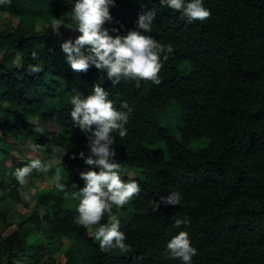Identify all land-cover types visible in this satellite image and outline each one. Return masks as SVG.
<instances>
[{
  "label": "trees",
  "instance_id": "1",
  "mask_svg": "<svg viewBox=\"0 0 264 264\" xmlns=\"http://www.w3.org/2000/svg\"><path fill=\"white\" fill-rule=\"evenodd\" d=\"M203 3L210 17L188 23L159 0H115L104 27L118 32L110 35L137 30L138 16L153 10L152 31H140L173 49L160 52L161 83L141 80L137 87L123 76L114 84L116 77L94 66L70 68L60 44L80 35L71 0H0V13L10 20L0 34V264H33L44 248L50 258L45 264H181L165 251L180 231L197 249L194 264H264V0ZM36 65L41 71L34 73L30 66ZM99 80L118 111L128 112L121 102L132 109L127 135L113 133L114 159L121 170L142 175L132 179L141 192L112 208V214L121 212L120 230L131 245L124 254L100 249L97 225L74 223L77 213L66 206L64 193L77 175L65 183L34 169L24 184L34 191L30 212L7 222L22 203L17 168L40 156L59 157L64 169L86 166L78 157L87 155L88 140L72 121L69 98L77 92L86 97ZM171 103L181 111L179 140L158 119ZM205 139L206 147L192 149ZM160 144L165 153L156 149ZM21 145L27 155L17 154ZM46 181L50 190L42 191ZM75 187L79 191L84 182ZM170 191L182 194L180 204L156 208L153 202ZM174 217L190 223L174 227ZM109 219L106 213L100 223Z\"/></svg>",
  "mask_w": 264,
  "mask_h": 264
},
{
  "label": "clouds",
  "instance_id": "2",
  "mask_svg": "<svg viewBox=\"0 0 264 264\" xmlns=\"http://www.w3.org/2000/svg\"><path fill=\"white\" fill-rule=\"evenodd\" d=\"M72 19L75 22V31L80 33L75 39H66L60 44L65 54L67 64L73 71H87L90 66L107 72L109 78L116 77L114 84L120 82V77L136 82L139 87L141 80L151 81L159 85L158 76L162 68L160 52L166 50L172 53V46L159 43L153 36L144 35L140 30L150 33L155 20L156 12L151 10L138 16L137 30H130L126 35H110L117 33V29L104 27L111 23L110 8L115 6V0H71ZM161 6L175 10L186 18L188 23L205 21L210 17V9L204 6L203 0H159ZM71 27V26H69ZM85 46H89L85 48ZM36 57V53H32ZM165 59L167 56L164 57ZM32 72L41 71L39 65L30 66ZM109 93L99 85H94L89 95L82 96L77 92L69 98L73 106L70 116L75 126L79 127L88 140L87 155L79 153V159L86 166L87 171L80 173L84 187L71 194L78 200L74 223L85 227L97 225L94 237L99 241L103 251L119 250L121 254L128 253L131 245L126 243L127 237L120 230V220L112 214L113 206L121 207L127 204L135 195L141 192L136 180L125 182L121 176V164L115 161V137L118 133L123 138L127 135L125 125L129 122L132 109L127 102H121L122 108L128 112L118 111L109 98ZM93 125L95 128L93 129ZM42 131L41 129H37ZM91 135H87L88 133ZM33 149L42 150L40 145H33ZM77 158V157H73ZM45 171L41 159H32L28 164L17 168L13 175L20 185L26 183V177L33 170ZM57 170L55 179H61ZM75 187V185H73ZM63 191L64 185H59ZM67 196L68 193L65 192ZM182 194L179 191H170L167 196H161L159 202H153L158 208L160 203L179 205ZM110 219L107 223L100 221L105 214ZM190 223L188 217L183 219L174 217V227ZM166 254L181 264H194L197 249L192 246L187 231H180L166 244Z\"/></svg>",
  "mask_w": 264,
  "mask_h": 264
},
{
  "label": "rangeland",
  "instance_id": "3",
  "mask_svg": "<svg viewBox=\"0 0 264 264\" xmlns=\"http://www.w3.org/2000/svg\"><path fill=\"white\" fill-rule=\"evenodd\" d=\"M9 26H10L9 16L6 13H0V34L5 33L7 31V29L9 28ZM54 28L61 35L64 32L59 23H55ZM97 84L103 85V84H105V81L99 80V81H97ZM81 94L83 95L82 92H81ZM87 95H88V93H87ZM158 119L159 120L164 119L163 123L166 122L164 124V126H166L169 133L173 137H175V139L179 140L180 135L176 131V128L178 127V124H179V120L182 119L181 111H180L179 107L175 103H171V105L168 107V109L165 110L164 112H162L158 116ZM206 145H207V142L205 139V140H201L199 142H194L191 145V147L193 150H199V149L206 147ZM17 149L19 151V152H17L18 155L20 152L22 155H25V154L27 155L28 147L21 145ZM156 149H159V150L163 151L164 153L166 152L163 144L158 145L156 147ZM39 159H41V164H42V167L45 169V171H38V172L45 174V175L51 174L55 177L57 170H59L61 177L63 178V181L65 183L73 182L75 175H77L79 178L76 181V183H77L76 185L80 184L83 181L80 178V173L87 171L88 168L90 167V166H81V167L78 166V167L74 168L72 165L71 167L67 166V168L64 169V166H63V164H61V159L59 157H54L52 160H50V159H48V157L40 156ZM17 161L19 162L21 160H17ZM121 176H122V178L125 177L127 182L131 181L134 176L138 177V178H142V175H140L138 172L131 171V170H121ZM64 182H62V185H64V190H65L66 184ZM50 187H51L50 181H46L43 184V186H41V189H42V191H46V190H50ZM64 190H63V192H64ZM65 192L68 193L67 196L64 193V196H65V199L67 202L66 206L69 209L76 210V207L78 206L79 201L73 199L71 194L74 192H78V189L76 187L71 186V187H67ZM20 193H21L20 196H21L22 203L15 206L14 210L9 214V216L7 218L8 223H13L16 220V218L18 217V215H20V214L29 213L30 207L33 205V202L30 200L33 197V193H34L33 189H30V188L26 187V185H23L22 189L20 190ZM57 193H59V192H57ZM29 200H30V202H29ZM8 203H9V205H14V203L12 201H9ZM5 207H7V205H5ZM39 212H41V211H39ZM113 215H115L117 218L122 216L120 211H117ZM3 228H4L3 222H0V230H2ZM38 253L40 255V260L32 259L31 262L33 264H45L46 262L50 261L49 254H48V251L46 248H44L43 250H41Z\"/></svg>",
  "mask_w": 264,
  "mask_h": 264
}]
</instances>
